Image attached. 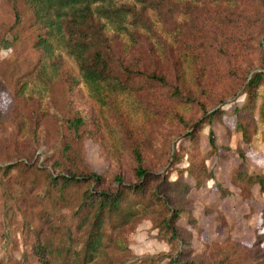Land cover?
Instances as JSON below:
<instances>
[{
  "label": "rangeland",
  "instance_id": "obj_1",
  "mask_svg": "<svg viewBox=\"0 0 264 264\" xmlns=\"http://www.w3.org/2000/svg\"><path fill=\"white\" fill-rule=\"evenodd\" d=\"M238 1L206 0L194 7L164 3L153 27L154 43L142 35L128 45L129 54L122 52V56H127L125 63L130 66L155 69L166 75L170 84L179 83L191 100H176L163 86L141 96L148 109L145 113L124 106L106 113L81 82H74V91L68 92L66 79L78 74L66 56L61 57V73L51 84L44 109L34 98L15 96L23 78L37 66L40 51L35 41L41 31L23 0H0V168L23 162L55 173L91 170L110 182L118 173L131 177V147L137 145L148 167L167 172L171 178L185 172L192 155L213 172V178L193 189L195 223L181 220L191 233L189 244L172 247L157 236L149 219L142 218L115 232L118 241L107 242L106 252L89 264H170V256L180 248L204 264L253 262L255 236L264 231L260 218L264 191L240 179L236 168L264 173L261 98L256 100L253 115L257 128L249 142L243 141L235 128L233 109L244 103L243 79L256 71L264 72L259 51L260 46L264 50V2ZM148 15L154 17V13ZM248 18L257 26L249 24ZM258 29L262 34L256 32ZM225 36L240 38L248 46L237 59L218 56L227 46ZM201 105L224 111L211 123L215 148L209 144V126L198 132L195 144L186 137L189 123L202 114ZM76 112L87 119V133L78 135L70 130L67 119ZM175 113L182 119H175ZM174 158L178 159L175 163ZM34 173L40 175V184L31 187L27 178ZM41 174L34 169L23 172L21 167L5 174L0 171V264H41L33 250L37 238L51 241L55 247L48 253V264H64V255L56 251L63 245L59 234L39 218L40 212L52 205L45 200L46 184ZM114 185L112 181L110 188ZM57 207L60 216L73 225L71 204L57 202Z\"/></svg>",
  "mask_w": 264,
  "mask_h": 264
},
{
  "label": "trees",
  "instance_id": "obj_2",
  "mask_svg": "<svg viewBox=\"0 0 264 264\" xmlns=\"http://www.w3.org/2000/svg\"><path fill=\"white\" fill-rule=\"evenodd\" d=\"M204 1L206 0H23L31 10L34 25L41 31L35 41L40 56L36 68L23 78L15 96L34 98L44 109L51 84L61 73V57L66 56L73 61L78 74V77L66 79L68 92L74 91V82H81L88 96L106 113L116 112L120 106L134 109L135 113H145L148 109L145 98L141 96L163 86L169 88V94L174 99L188 102L191 99L184 96L179 83L170 84L167 76L155 69L128 65L125 63L127 56L123 57L122 52L129 54L128 45L137 42L142 35L154 43L153 27L157 25V14L164 3H181L194 7L196 3ZM214 1H232L234 4L239 2ZM149 12L154 13V17H149ZM247 22L257 26L250 18ZM256 32L262 34L261 29ZM230 38L225 36L227 46L224 45L218 56L237 59L248 46L240 38ZM228 47L232 49H227ZM259 51L264 61L261 46ZM241 85L245 100L242 105L235 106L233 115L237 132L243 141L249 142L257 128L253 111L258 97L261 98L259 120L264 122V72L256 71L251 76H246ZM201 106L204 108L202 114L189 123L186 137L190 143L195 144L198 132L209 126V144L215 148V131L211 123L224 111ZM174 117L182 119L177 113ZM67 121L75 134L87 133V119L80 113H73ZM123 131L127 132V129L124 128ZM131 155L134 159L131 177L125 178L118 173L113 177L115 185L112 188V181L108 182L103 174L91 170L81 172L68 169L63 173H55L36 164L28 166L23 162H13L0 168V171L5 174L12 168L21 167L23 172L32 169L42 172L41 176L46 184L44 197L52 205L48 209L44 208L39 218L44 224L54 226L59 234V241L63 245L56 251L59 250L58 253L64 255V264L94 262L106 252L107 242L118 241L114 236L115 232L130 228L142 218L149 219L157 230V236L172 247L189 244L191 233L181 220L195 223L191 206L193 189L213 178V172L207 169L203 160H196L192 155L185 170L189 178L181 171L175 178H171L167 172L148 167L143 152L137 145H132ZM177 160L174 158L173 163ZM236 175L249 186L258 185L259 190L264 191V173L247 172L238 166ZM27 180L31 187L36 186L40 184V175L34 173ZM57 202L71 204L73 225L60 216L58 207L56 208ZM260 218L264 227V206ZM54 219L55 222H52ZM36 234L40 235V229ZM262 243L264 231L255 236L253 262L256 261L250 264H264ZM33 250L41 264H48V253H53L55 247L51 241L45 242L37 238ZM169 263L204 264L201 258H195L183 248L170 256ZM222 263L234 264L232 261L225 263V260Z\"/></svg>",
  "mask_w": 264,
  "mask_h": 264
}]
</instances>
